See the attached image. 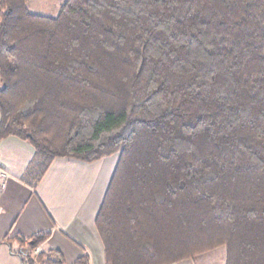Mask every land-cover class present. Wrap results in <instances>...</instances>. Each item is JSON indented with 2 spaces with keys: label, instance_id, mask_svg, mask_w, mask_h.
Wrapping results in <instances>:
<instances>
[{
  "label": "trees",
  "instance_id": "16d2710c",
  "mask_svg": "<svg viewBox=\"0 0 264 264\" xmlns=\"http://www.w3.org/2000/svg\"><path fill=\"white\" fill-rule=\"evenodd\" d=\"M0 115L39 178L119 153L96 216L106 264L222 246L225 264H264V0H65L54 16L0 0ZM47 236L20 241L23 264H65L34 254Z\"/></svg>",
  "mask_w": 264,
  "mask_h": 264
},
{
  "label": "crops",
  "instance_id": "0c3cea01",
  "mask_svg": "<svg viewBox=\"0 0 264 264\" xmlns=\"http://www.w3.org/2000/svg\"><path fill=\"white\" fill-rule=\"evenodd\" d=\"M35 155L27 139L9 135L0 140V264H16L13 246L44 233L48 236L38 253L58 251L65 264L86 255L90 264H106L96 216L119 158L57 157L39 178L30 166Z\"/></svg>",
  "mask_w": 264,
  "mask_h": 264
},
{
  "label": "rangeland",
  "instance_id": "374dc122",
  "mask_svg": "<svg viewBox=\"0 0 264 264\" xmlns=\"http://www.w3.org/2000/svg\"><path fill=\"white\" fill-rule=\"evenodd\" d=\"M65 0H29V8L32 12L38 13V14H44L49 16H54L57 14L60 5ZM119 158V153H115L112 155V158ZM13 248L15 249L14 253H17L16 255L19 256L20 253L23 256L25 261H28L27 259V249L21 248L18 245H14ZM1 252V251H0ZM19 252V253H18ZM37 254V253H34ZM3 252L0 253V261L2 257ZM15 256L14 260L11 258V261L16 264L19 263V258ZM21 259V258H20ZM226 262V247L222 246L215 250L205 252L201 255H198L196 257L190 258L188 260H184L181 262V264H225Z\"/></svg>",
  "mask_w": 264,
  "mask_h": 264
},
{
  "label": "built area",
  "instance_id": "2783aa9c",
  "mask_svg": "<svg viewBox=\"0 0 264 264\" xmlns=\"http://www.w3.org/2000/svg\"><path fill=\"white\" fill-rule=\"evenodd\" d=\"M34 253H38V250H35Z\"/></svg>",
  "mask_w": 264,
  "mask_h": 264
}]
</instances>
